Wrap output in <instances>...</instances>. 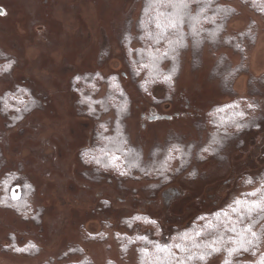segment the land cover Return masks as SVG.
Instances as JSON below:
<instances>
[{"label":"rangeland","instance_id":"rangeland-1","mask_svg":"<svg viewBox=\"0 0 264 264\" xmlns=\"http://www.w3.org/2000/svg\"><path fill=\"white\" fill-rule=\"evenodd\" d=\"M143 3L0 0V193L11 174L16 176L13 193L24 185L32 189L29 211L0 205V264H81L87 258L83 264H138L134 249L123 259L118 241L121 233L136 230L129 223L134 225L137 216L155 220L168 237L197 215L224 207L249 189L244 180L264 169V21L231 2L237 14L228 35L235 37L254 23L256 39L247 43L245 61L226 45L190 46L181 58L175 94L167 99L156 88L152 102L139 90L140 79L132 77L124 54L126 34L131 33L133 48L139 46ZM239 65L242 72L227 85L224 72ZM96 74L121 80L130 98L125 120L130 142L147 161L170 141L191 149L188 166L170 183L99 174L80 159L97 124L84 114L73 81ZM19 88L37 104L12 126L14 116L3 113L1 100ZM108 91L103 83L99 97ZM236 98L257 102L254 123L261 129L230 139L216 158L199 161L209 136L207 111ZM27 246L36 252L20 249Z\"/></svg>","mask_w":264,"mask_h":264},{"label":"trees","instance_id":"trees-1","mask_svg":"<svg viewBox=\"0 0 264 264\" xmlns=\"http://www.w3.org/2000/svg\"><path fill=\"white\" fill-rule=\"evenodd\" d=\"M231 2L242 3L264 21V0H187L186 4L175 3L174 7H169L167 3L160 5L144 0L138 23L139 46L133 48L132 38H129L131 33L126 34L124 54L131 67L132 77L135 80L140 79L138 88L145 98L152 102L157 101L154 97L156 88H162L167 99L175 94L181 58L190 46L200 49L209 45L218 49L226 45L241 54L245 61L246 45L253 44L256 39L253 32L254 23L235 37L228 35V24L237 14ZM159 13H170L173 19H178L177 27L169 28L166 33H162L156 23ZM159 20L162 24H167L165 16H159ZM221 61H226V57L221 56L219 62ZM222 66L223 64H219L218 70ZM240 72H242L240 65L231 67L228 72L225 71L223 74L225 83L229 85L228 81L234 79ZM73 83V93L84 114L97 124L93 142L80 151V159L87 167L96 173L119 179L146 176L160 179L161 185H166L171 182L175 173L183 171L188 166L192 153L182 142L170 141L148 161L143 151L132 145L125 126V120L129 115L130 98L117 76L108 79L99 74L77 76ZM103 83L108 84L109 91L99 97ZM36 104L37 101L32 94L22 88L16 92H6L1 100L3 113L14 116L10 117L12 121L14 120L12 126L31 113ZM257 107L256 101L236 98L209 109L205 115V126L209 130V136L205 145L198 151V160L202 162L216 158L230 139L249 131H259L260 125L254 123ZM250 178L253 183L245 184L249 187L248 190L234 196L218 210L197 215L185 228L175 230L168 237L163 236V231L155 220L142 215L137 216L134 219L135 226L129 223L131 229L136 227V230L134 228L130 234L118 235L123 259H126L134 249L138 254V264H157L158 261L160 264H179L180 261H184L185 264H211L218 259L221 260L220 264L226 259H230L231 264H259L260 257L264 255V236H260V233L264 232V219L261 218L262 214L255 210L249 216L248 206L235 203L236 200L250 202L259 199L260 193L256 196L244 194L261 188L264 169ZM15 180L14 174L6 179L4 192L0 193V205L23 213L27 211L28 206L30 207L32 189L28 190L24 185L15 189L13 193ZM253 221H257L252 230L260 236L259 242L253 240L246 228V225ZM233 228L235 231L230 230ZM96 236L99 240L105 238V235ZM248 240H253L252 245L246 243ZM242 244L249 247V251H244ZM31 247L33 246L20 249L35 253V248ZM213 248H220L221 251L214 252ZM229 248H238L239 251L229 257L227 251ZM159 249L170 250L171 255L169 251ZM201 253L207 255L206 261L198 258ZM193 254H196L197 258L188 259ZM84 261L90 260L87 258ZM107 264L116 263L108 261Z\"/></svg>","mask_w":264,"mask_h":264},{"label":"snow or ice","instance_id":"snow-or-ice-1","mask_svg":"<svg viewBox=\"0 0 264 264\" xmlns=\"http://www.w3.org/2000/svg\"><path fill=\"white\" fill-rule=\"evenodd\" d=\"M150 2L151 3H157V4H160V5H163V4L167 3V5L169 7H174L175 3L186 4L187 0H150ZM159 16H165V18L167 20V24H162L160 22V20H159ZM156 23H157V27L161 28L162 33H166L167 29L176 28L177 24L179 23V20L178 19H173L171 17L170 13H159ZM9 67H10V65H9ZM167 79H170V77H167ZM6 107H7V105H6ZM249 107H251V105H249ZM239 115L242 116L243 113H239ZM237 127H240V125H237ZM114 159H116V158H114ZM245 183L252 184L253 180L249 177V178H247L245 180ZM258 193H260V196H259V199H257V200H253V201H250V202L249 201L236 200L235 203H237V204L243 203L246 206H248V208H249L248 215L249 216H251L253 210H255L256 212L262 214L261 218L264 219V181H261V188L257 189L256 191H254L252 193H245L244 195L245 196H256ZM225 215H227V213H225ZM137 219H139V218H137ZM255 223H257V221L250 222L248 225H246V228H247V231L250 233L251 237L253 238V240L259 242L260 236H264V232L260 233V236H258L257 232L252 230ZM230 230L231 231H235V228L230 229ZM253 240H248V241H246V243L248 245H252ZM177 247H179V245H177ZM197 247H198V245H197ZM241 247H243L244 251H249V247H244L243 244L241 245ZM159 250L160 251H169V254L171 255L170 250H166V249H159ZM142 251H145V250H142ZM213 251L214 252H220L221 249L220 248H213ZM227 251H228L229 257H231L232 254L234 252L239 251V249L238 248H229V249H227ZM253 255H255V251H253ZM195 258H197L196 254H193V255L189 256L188 259H195ZM198 258L201 261H206L207 255L201 253V254H199ZM157 264H160V262L158 261ZM179 264H185V262L184 261H180ZM223 264H231V260L230 259H226L223 262ZM259 264H264V255H262L260 257Z\"/></svg>","mask_w":264,"mask_h":264},{"label":"water","instance_id":"water-1","mask_svg":"<svg viewBox=\"0 0 264 264\" xmlns=\"http://www.w3.org/2000/svg\"><path fill=\"white\" fill-rule=\"evenodd\" d=\"M0 13H3V10L2 9H0Z\"/></svg>","mask_w":264,"mask_h":264}]
</instances>
